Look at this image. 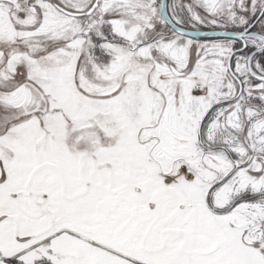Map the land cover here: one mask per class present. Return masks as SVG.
Listing matches in <instances>:
<instances>
[{
  "label": "snow or ice",
  "instance_id": "6c2138e0",
  "mask_svg": "<svg viewBox=\"0 0 264 264\" xmlns=\"http://www.w3.org/2000/svg\"><path fill=\"white\" fill-rule=\"evenodd\" d=\"M0 264H264V0H0Z\"/></svg>",
  "mask_w": 264,
  "mask_h": 264
}]
</instances>
